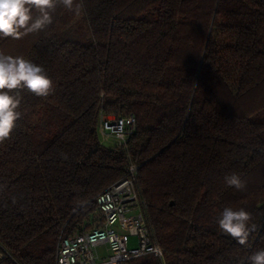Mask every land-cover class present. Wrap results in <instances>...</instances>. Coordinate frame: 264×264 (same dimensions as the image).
Wrapping results in <instances>:
<instances>
[{"label":"trees","instance_id":"16d2710c","mask_svg":"<svg viewBox=\"0 0 264 264\" xmlns=\"http://www.w3.org/2000/svg\"><path fill=\"white\" fill-rule=\"evenodd\" d=\"M83 5L0 37L54 83L47 97L19 90L0 143V264H55L59 235L92 228L94 197L128 162L161 249L128 264H241L264 248V0ZM100 115L134 118L123 148L99 142ZM233 172L245 190L225 184ZM225 207L252 214L246 245L219 232Z\"/></svg>","mask_w":264,"mask_h":264},{"label":"built area","instance_id":"2783aa9c","mask_svg":"<svg viewBox=\"0 0 264 264\" xmlns=\"http://www.w3.org/2000/svg\"><path fill=\"white\" fill-rule=\"evenodd\" d=\"M134 125L132 116L100 115L99 142L112 141L113 147L123 148ZM137 170L138 166L128 162L124 175L94 197L98 219L91 229L59 235L55 264H128L146 254L161 256L136 188ZM129 237H136L135 247H128ZM100 247L102 252H98Z\"/></svg>","mask_w":264,"mask_h":264},{"label":"clouds","instance_id":"9594fccd","mask_svg":"<svg viewBox=\"0 0 264 264\" xmlns=\"http://www.w3.org/2000/svg\"><path fill=\"white\" fill-rule=\"evenodd\" d=\"M58 6L80 15L83 0H0V37L20 39L44 31L53 23ZM27 89L38 97H47L54 91L53 80L42 66L22 56L13 57L0 51V143L8 139L22 113L20 91ZM225 184L237 191L245 190L247 181L233 172L224 177ZM252 214L244 208L225 207L217 219L220 230L239 245H246L257 225L250 223ZM241 264H264V248L253 251Z\"/></svg>","mask_w":264,"mask_h":264},{"label":"rangeland","instance_id":"374dc122","mask_svg":"<svg viewBox=\"0 0 264 264\" xmlns=\"http://www.w3.org/2000/svg\"><path fill=\"white\" fill-rule=\"evenodd\" d=\"M103 145L106 146V147H113V142L110 141V142L104 143ZM96 215H97V214H96ZM219 232H220L221 234H223V235L228 236L227 234L223 233V232L220 230V228H219ZM136 245H137V239H136V237H129L128 247H129V248H132V247H135ZM102 250H103V247H100V248H99V252H100V251L102 252Z\"/></svg>","mask_w":264,"mask_h":264},{"label":"crops","instance_id":"0c3cea01","mask_svg":"<svg viewBox=\"0 0 264 264\" xmlns=\"http://www.w3.org/2000/svg\"><path fill=\"white\" fill-rule=\"evenodd\" d=\"M103 251V250H102ZM98 252H99V248H98ZM101 252V251H100Z\"/></svg>","mask_w":264,"mask_h":264}]
</instances>
